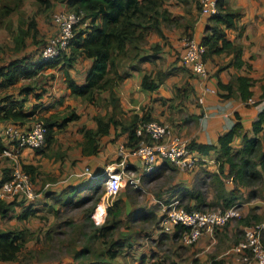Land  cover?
<instances>
[{"label": "trees", "instance_id": "obj_1", "mask_svg": "<svg viewBox=\"0 0 264 264\" xmlns=\"http://www.w3.org/2000/svg\"><path fill=\"white\" fill-rule=\"evenodd\" d=\"M10 1L11 0L0 1V17L13 11L8 5ZM36 1L47 7L66 2L67 10L77 13L82 16V18L79 25L75 27V35L69 46V53L64 51L57 58L44 60L42 58V51L44 48L38 47L37 50H32V53L23 54V46L25 45V39L28 33L21 31V43L15 46L14 56L9 57V60L0 58V125H4L5 127L13 125L20 130L32 127L37 121V112L42 104H34L31 109H26V104L31 95L37 100H43L46 89L42 88V91H38V87L29 85L20 90L19 95L22 97L21 99H18L15 94H2L12 84L19 81L21 77L34 80L43 67L62 66L66 76L67 88L70 90L72 96L97 105V101L102 94H109L107 105L112 109L106 114H97L94 116L97 122V127L95 129L86 127L81 129L84 135V141L81 144L83 154L86 156L99 154L101 151L102 139L111 132L112 128L116 129L118 125H121V131L127 136L125 146L128 149L134 150L143 139V136H139L137 133L138 127L152 121V118L146 114L142 117L139 115H131L125 118L121 107V101L116 94V88L120 86L121 82L128 75L121 71L122 66L128 64L130 70H137L138 68L133 64L136 60L149 62L156 57L155 54L142 55L144 44L147 42L150 32L156 31L160 37L166 39L162 26L165 24L166 26H170L173 23H179L169 12L166 5L167 0ZM181 3H183V0ZM217 8V13L209 17V24L200 42L205 48V52L203 53L204 61L207 63L213 59L214 55L227 52L234 56L231 64L241 66L243 64V46L231 40L227 34V30L240 29L239 20L242 17V12L230 9L226 0H218ZM198 11L201 12L200 5H198ZM185 26L184 40L194 39L193 31H190V29H192L191 26H188V24ZM34 28L36 29V24L35 22H31L30 29ZM241 32H243V28ZM184 48L182 55L179 54L180 57H178V60H180L181 65L185 69L191 72L190 68L183 64ZM160 50V45L153 48V52L157 54ZM79 59L92 60V65L87 72L86 82L82 85L78 84L70 74V70ZM223 69L222 67L219 68V70L215 72V75L218 76L219 72ZM192 75L196 77L193 73ZM166 77L167 73L162 71L157 72L155 75L145 74L142 79V87L148 91H156L164 83ZM189 85V82H185L180 88L175 87V93L180 96L182 91L186 92V90L190 89ZM252 85L253 80L247 76H238L228 84L223 83L221 80L218 81L219 90L225 91V94L221 95V97L230 98L237 95L244 102H247L253 97V92L251 91ZM235 86H237V89H235ZM107 105L104 106L108 108ZM78 118V114L73 111L62 119L55 114L49 117H42L40 121L43 120L47 127L46 145H52L56 140L57 132L63 131L69 123ZM2 129H0V155L7 147L6 138L2 136L1 133ZM252 131L253 135L250 136L247 132H244L243 125L237 122L228 132L219 137L217 145L202 144L192 140L189 143L191 149L202 154H210L213 151H216L218 154L216 156L218 169L210 176L212 179L211 186H213L215 191L214 195L212 199L208 200L209 194L202 190V188L191 190L185 185L178 184L172 196H178L183 204L185 200H189L190 202L192 198L196 199L194 205H191V203L184 204L189 210H206L207 208L224 210L235 205L239 206L244 198L252 201L253 199L263 196L264 106L259 112L257 120L252 124ZM237 137L243 138V146L241 149L235 150L233 143ZM41 148L36 149V151L41 152ZM23 168L35 182V177L39 175L37 168L33 165L26 164H23ZM169 168L170 166L165 163V165L160 166L158 169L156 168L150 175L148 174L149 176H146V178L149 179V177L154 174L160 177L162 173ZM225 170L228 172L226 175ZM11 171L10 168L4 171V176L0 180V188L1 185L10 178ZM94 177L91 179V183L83 184V189L92 190L98 195L101 190L100 186L105 184V177L100 174H96ZM227 180L232 183V186H228ZM70 190L71 192H68L65 198V201L68 202H70L71 197L79 191V187H72ZM243 190H248V192L246 191L245 193ZM46 195L49 196V194ZM32 204L31 201L19 195L12 201L0 200V214L8 215L13 212L16 207H21L22 212L19 217L23 220H28L36 214V210L32 207ZM116 205H118V202H116ZM108 215H113L114 218L111 217L113 223L98 227L95 230L96 232L91 234L87 239L85 253H87L91 259L99 260L101 257H105V255L108 254L109 257L114 260L119 256L120 250L129 245L127 238H120L116 241L113 240L112 242L102 243L105 246V250L100 254L95 253L91 249V242L93 240H99L101 239L100 237L108 239L109 236L115 235L120 228V223L122 221L120 210L115 213L113 207H110L108 208ZM129 215V219L134 223L140 221L153 223L157 219L155 212L149 211L146 213L142 208L132 210ZM251 218H256V216L250 215L247 218L241 219V223L249 226ZM259 222L263 223L261 221ZM227 226H230V222L226 227ZM186 230V227L178 226L173 234L161 232V235L164 239H173V241L177 243L178 240L181 241V236ZM26 240L27 235L25 230H10L4 232L0 229V263L17 261L22 254ZM174 242H172V245L175 244ZM185 246L186 245L182 247L185 248ZM32 253L33 252H31V254ZM212 263L223 264V261L213 260Z\"/></svg>", "mask_w": 264, "mask_h": 264}, {"label": "crops", "instance_id": "obj_2", "mask_svg": "<svg viewBox=\"0 0 264 264\" xmlns=\"http://www.w3.org/2000/svg\"><path fill=\"white\" fill-rule=\"evenodd\" d=\"M187 2L188 3H181L180 0H171L168 4V0L166 1V5L169 12L172 14L173 18H175L176 21H178L179 23L178 24L176 23L177 25H175V27H173L172 29L170 28L175 23H173L170 26H166V24L162 26L165 38L167 40L166 42H164L163 40L165 39L160 37L158 34L154 33L153 31L150 32L147 38L149 44H154L152 43L151 38L154 41H156L155 43H157V40L158 41L161 40V42L158 43V45H160L161 47V50L157 55L158 58H153V60L149 62L136 60L133 64L135 65V67L138 68L137 70H130L128 64L126 66H122L121 71H123L128 75L121 82L120 86L116 88V94L121 101L123 115L125 118H128L131 115H139L140 117H142L144 114H146L147 116H150L154 121L156 118L157 119L156 121L168 124L171 127L174 134L178 136L181 135V137L188 140L189 143L192 140H195L197 143L217 145L219 137L224 133L228 132L232 128V126L237 122H240L243 125L244 132H247L250 136H252L253 135L252 124L255 120H257L259 112L262 110V107L264 105L262 106L249 105L247 104V102L241 100L237 95H234L233 97L230 98L221 97V95L225 94V91L223 92L222 90L221 91L219 90L218 81L221 80L223 83L228 84L238 76L250 77L253 80V85L251 87V91L253 92V97L258 102L264 100V0H226L227 5L230 9L239 10L242 12V17L239 20L240 29L227 30V34L231 40L236 41L243 46V54H242L243 64L241 66H236L235 64H231V62L234 59V56L232 54H228L227 52H224L220 55H214L213 59L207 62V66L211 72V79L209 81V86L217 90L216 94L215 93L204 94L197 78L193 77L192 73L188 71V69H185L181 65L180 60H178V57H180L179 54L182 55L183 48L185 45V40H184L185 38L184 29L186 27L185 25L188 24V26H191L192 29H190V31L191 32L193 31L194 39L200 43L202 37L205 35L207 25L209 24V18L203 16L201 12L198 11V7L192 4L193 0H187ZM62 5L64 6L62 10H67L66 2H62L60 6ZM187 8H188V12L186 10ZM185 20H190L191 22L185 24ZM242 28H243V32H241ZM148 45H146L145 48H143L142 55H151L150 54L151 51L146 49ZM11 56H14V52L12 55H7L6 57H2V58L6 60ZM162 57L163 58L167 57L168 59V61H166L162 66L163 69L160 70L162 72L167 73V77L165 78L164 83L156 91H148L143 89L142 79L144 75L145 74L155 75L157 72H159L157 71V68L160 64V60ZM91 65H92L91 59L78 60L75 63L74 67L70 70L71 76L75 79V81L78 84L82 85L86 82L87 72L90 69ZM167 66L174 68L175 70L173 71L165 70ZM221 67L224 69L219 72L218 76H216L215 72L218 71L219 68ZM51 69H53L51 74L54 73L56 78L53 83L48 76L44 75L45 73H47L46 71ZM77 72L79 73L82 72L83 76H79ZM64 73L65 72L62 66L43 67L39 75L37 76L39 80L36 83V87L37 84H40L42 87H38L37 89L38 91H42V88L46 89V92L43 97L44 99L40 101L35 99L34 96L31 95L29 96V101L26 104V109H31V107L34 104H42L41 108H39L37 112V116L41 112H46L50 108H54L55 106L56 108L58 106V110H59L60 107L66 108L68 105H70L73 109L71 110V112L73 111L77 113L79 116L78 119L73 120L71 123H69L68 126L63 131L57 132L56 134L55 142L57 141V144L55 146L59 147L58 141L59 138H62V143L65 144L66 147H68L66 148V150L72 153L70 156L74 160V162L70 165L71 168L69 170L70 175L67 176L66 180L63 181V184L62 183L59 184L60 186H58L56 189L58 191L60 190V192L63 191V189H67V187L69 190L70 188L72 189V187H78L82 184L91 183V179L96 174L99 175V173L103 171V169H106L103 166L101 167V169L99 168L93 169L91 170V172H93L92 173L93 177L91 178L89 177L90 179L88 178L89 179L87 180L88 183L85 181L80 182L79 177L82 176V174L81 175L79 174V169H82L83 168L82 166L85 165V163L90 159L93 161L95 157H99L102 163L107 162L106 160L109 159L108 162L111 163L110 165L116 164L119 160L118 159L119 147L121 144H125V142L127 141L126 134L121 131L122 128L121 125H118L116 129L112 128L111 132L102 139L101 151L99 152V154L93 156H86L83 154L81 144L84 141V135L81 132V129L84 127L89 129H95L97 127V122L95 121L94 116L97 114H106L108 111L112 109L110 106L107 105L109 101V94L108 93L102 94V97L105 99V103L108 106V108L102 107V105L100 104L94 105L88 102H84L86 103L84 105L80 104L77 102V100L73 99L74 96L71 95L70 90L67 88L66 76ZM187 73H189L187 76L182 75ZM29 81H33V80L21 77L19 81L12 84L2 95H5L7 93L15 94V96L18 99H21L22 97L19 95L20 90L29 85L33 86L32 83L25 84ZM41 82H43V85ZM58 82L60 83V86L57 85ZM185 82L190 83L189 85L190 89L186 90V92L182 91V94L178 96L175 93L174 88L175 87L180 88ZM60 87L61 89H58ZM235 89H237V86H235ZM200 98L203 99V102L199 101ZM32 99L33 101H35V103H33ZM71 100L72 102H70ZM73 100L75 101V104H73L74 103ZM29 104H31V106H29ZM71 107H67V108L71 109ZM67 108L64 110H67ZM4 127H5L4 125H0V129ZM61 132L63 133L60 136L59 134ZM242 146H243V138L237 137L233 143L234 149L235 150L241 149ZM31 152H34V150L31 149L25 150L23 154V163L25 161L24 164L26 165L27 164L35 165L39 173V175L35 177L36 178L35 181L41 183L43 178H47L45 173H48L49 171L46 172L47 170H45L46 169L45 166L39 167L40 165L35 163L36 157L31 155ZM193 152L199 159V167L196 172L192 171L193 173L189 172V174L187 175L181 174L182 177H185L187 179L185 181L183 180L181 181L185 183L184 185L190 188L191 190L202 188V190H204L209 194L208 200H210L212 199L215 192L213 186H211L212 179L210 176L213 172L217 171L218 169L216 162V156L218 154L216 151H213L210 154H202L195 150H193ZM65 160L66 158L64 159V161ZM55 161L56 159L54 158L51 162L54 164ZM165 163H167V165L172 168L175 167L172 164H170L168 161L163 160V162H161L157 166V169L160 166L165 165ZM139 165L141 166V164ZM53 169L55 168H52V170ZM63 169L66 171L68 168L63 167ZM169 170H171V168L167 169L166 171ZM76 171L78 173H76ZM164 173H162V175H164ZM227 173H228L227 170H225V175ZM3 176L4 174L1 175L0 180L2 179ZM154 176L155 175L150 176V178ZM68 178L69 180L67 181ZM72 179L74 180L71 181ZM227 184L229 187L232 186V183L228 180H227ZM46 188L47 185L45 187V190ZM52 188L46 191L47 192L46 194L53 192L51 191ZM104 188H105V184H104ZM208 188H211L209 189L211 192L208 191ZM243 191L245 193L246 191L248 192V190H243ZM42 194L43 192H41V195ZM46 194H44V197L50 198V196ZM173 198L174 197L172 196V194L169 196L165 195L160 198H157L155 202L158 208L160 209L158 203L159 201H169ZM38 199L32 202L33 203L32 207L36 210V214L34 216L38 215L40 210H42L40 208L37 209ZM77 203L78 202H76V204ZM187 203H191V205H194L196 203V199L192 198L190 202L189 200H185L184 204ZM19 208H20V212H22L21 211L22 208L21 207ZM20 214L18 215L17 220L25 221L19 217ZM0 216L6 217L7 215L0 214ZM103 217H101V219ZM0 228L4 232L14 230L8 228L6 229L4 227H0ZM228 228H230L229 231L233 232V228H231L230 226ZM228 228H226L225 231H227ZM50 234L51 232H48V236H50ZM26 235H27V231H26ZM225 236L227 237V234H225ZM51 239H53V237H51ZM158 239H161V242L164 239L161 233L160 235H158ZM85 248L80 249L79 252H81L80 255L82 256L87 255L88 257V254L85 253ZM185 248L190 253V256L186 257L183 253L179 252L180 250H177V248L176 250H174L173 254L176 256V259L178 260L177 262H175V260H171V261L167 260V262H165L164 260H162L161 254L157 252V258L161 259L158 264H182L184 261H188L191 264H194V262L196 261V257H194L195 250L187 246H185ZM91 249L96 253V249H94V247H91ZM213 260H221V259L219 258V255H217L214 256L213 259L210 262H207L206 264H213L212 263ZM35 261L36 263L38 262L37 259H35ZM74 261H77V259H74ZM139 261H140L139 264H144L145 260H143V257H141ZM222 261L223 264H226L225 260ZM15 262L16 261L2 262L0 264H14ZM199 262L204 263L203 260ZM93 263L94 262L88 261V263L86 262L83 264H93Z\"/></svg>", "mask_w": 264, "mask_h": 264}, {"label": "rangeland", "instance_id": "obj_3", "mask_svg": "<svg viewBox=\"0 0 264 264\" xmlns=\"http://www.w3.org/2000/svg\"><path fill=\"white\" fill-rule=\"evenodd\" d=\"M170 1L171 0H168V4ZM183 3L188 2L183 0ZM61 4L62 3H59L58 5L57 3L52 7H47L44 4L38 3L36 0H11L8 2V5L13 11L0 17V58L13 54L16 49L15 46L21 43L22 32L28 33L25 39V45L23 46V53L29 54L32 53V50H37L38 47L44 48L52 38L59 34V28L54 21V16L64 8L63 5L60 6ZM192 4L198 7V5H200V0H193ZM188 8L186 9L187 12ZM31 22H35L36 29H30ZM189 22L191 21L185 20V24ZM175 25L177 24H174L170 29L175 27ZM153 32L157 34L156 31ZM151 41L154 44H149L147 41L144 44V48L149 44L146 49L151 51L150 54H155V58H158V54L152 50L161 42V40H157V43H155L156 41L151 38ZM163 41L166 42L167 40L165 39ZM69 52L70 48L67 50V53ZM166 61H168L167 57L161 58L157 71L163 69L162 66ZM165 70L173 71L175 69L167 66ZM52 71L53 69L48 70L46 72L49 74L45 73L44 75L48 76L53 83L56 78L54 73L51 74ZM77 73L79 76H83L82 72ZM188 74L189 73L182 75L187 76ZM38 80L37 77V79L25 84L32 83V85L36 87ZM43 82H41L42 85ZM57 85L60 86V83L58 82ZM37 87L42 86L37 84ZM58 89H61V87ZM73 99L77 100L80 104H86L81 98L79 99L82 101L74 97ZM74 100L73 104H75ZM70 102H72V100ZM33 103H35V101H33ZM97 103L102 105V107H105L104 105H106L105 99L102 96ZM29 106H31V104H29ZM67 107L71 106L68 105ZM66 108L60 107L58 110V106L57 108L55 106L46 112H41L37 116V121H40L42 117H49L52 114L58 115L59 118L62 119L68 116L71 110H73L72 107L71 109L67 108V110H64ZM156 120L157 119L155 118V121ZM62 133L63 132L59 135L61 136ZM58 143L59 147L55 146L57 144L56 141L50 146H47L45 143L41 148V152H37L36 150L31 152V155L36 157L35 163L40 165L39 167L45 166V170H47L46 172L49 171L48 173H45L47 178H43L41 183L33 181L37 191L43 192L40 196L41 198L39 197L37 201V209H42L39 214L31 217L29 220L18 221L17 218L21 212L20 208L16 207V209L6 217L0 216V227L27 231L26 245L20 258L14 264H83L86 262L88 263V261L94 262L93 264H139L141 257L145 260L144 264H158L161 259L157 258V252L161 254L162 260L165 262H167V260H175V262H177L178 260L173 254L176 247L180 250L179 252L183 253L186 257L190 256L188 250L186 248L183 249L182 246H184V244L182 241L178 240L177 243H175L173 239H163L161 242V239H158V235L161 233V212L155 201L162 196L173 194L178 184H185L181 180H187L185 177H182L181 174H189V172L185 174L182 172L180 173L175 167H170L171 170L166 171L160 178H157V175L154 174V177H149L148 179L143 177L142 172L140 171L127 172L125 175L126 183L124 187L115 198H110L111 205L108 207H113L115 213L120 210L122 220L120 228L115 235L109 236L108 239L100 237L101 239L99 240H93L91 242V247H94L96 253L100 254L105 250V246L103 245L104 242L108 243L120 238H127L129 245H127L126 248L121 249L119 256L114 260H112L108 254H106L105 257H101L99 260L89 259L91 257H87V255H80L81 252L79 251L80 249L85 248L89 236L95 233V230L98 227L109 223L112 224L111 217H114L113 215H108V209H106V215L104 216V207L102 206V203L104 202V196L106 194V185L104 188L103 184L100 186L101 190L98 195L92 190L83 189L82 184L78 186L79 191L71 197L70 203L65 202L66 194L71 192V190H68V187L61 192L56 189L60 186L59 184H63V181L70 175V165L74 160L70 156L72 153L66 150L68 147L62 143V138H59ZM54 158L56 161L53 164L51 161ZM65 158L66 160L64 161ZM106 161L107 162L102 163L99 157H95L93 161L91 159L87 161L85 165L82 166L83 168L79 169V174H82V176L79 177L80 182L85 181L88 183L87 180L91 178L87 169L91 171L96 168L101 169L102 166L105 168L110 166L111 163L108 162L109 159ZM10 164L11 161L9 159H0V178L1 175L4 174V171L9 169ZM61 166L68 169L65 171ZM52 168L55 169L52 170ZM197 169L193 172H196ZM104 171L105 169L99 174L103 176ZM76 173L78 172L76 171ZM68 180L69 178L67 181ZM73 180L74 179L71 181ZM105 180H107L106 177L104 181ZM46 185L47 188L45 190ZM51 188V191L53 192L49 193L50 198L44 197V194L47 193L46 191ZM209 189L211 188H208V191L211 192ZM76 202L78 203L76 204ZM116 202H118V205H116ZM98 207L101 208L98 209ZM138 208H142L146 213L149 211L155 212L157 215L156 221L153 223L142 221L138 223L131 222L129 214L132 210ZM239 208L241 213L240 218L235 219L230 223L233 232L229 231L230 228L225 231L228 226H224L215 234L204 236L199 242L190 247L195 250L194 257H196V261L194 264H206L217 255H219L221 260H225L226 264H242V256L235 253L234 248L244 238V230L247 227L260 223L259 221L264 223V195L253 201L244 198L240 202ZM211 209L213 208H207L206 210ZM250 215L256 216V218L250 219L249 226L241 223V219L247 218ZM101 217L103 218L101 219ZM48 232H51L50 236H48ZM225 234H227V237ZM51 237H53V239H51ZM172 242L175 244L172 245ZM30 252L33 253L30 254ZM73 258L77 259V261H74ZM35 259L38 260L37 263ZM201 260H203L204 263H200L199 261ZM182 264L191 263L184 261Z\"/></svg>", "mask_w": 264, "mask_h": 264}, {"label": "built area", "instance_id": "obj_4", "mask_svg": "<svg viewBox=\"0 0 264 264\" xmlns=\"http://www.w3.org/2000/svg\"><path fill=\"white\" fill-rule=\"evenodd\" d=\"M218 0H200L201 14L210 17L217 13ZM82 16L68 10H61L54 16V21L59 28V34L52 38L42 51V58L50 60L59 57L69 49L75 35V27ZM183 64L188 66L197 77L199 84L206 93H217V90L209 86L211 72L204 61L205 48L195 39L185 41ZM203 102V99H199ZM247 103L257 106L264 105V100L258 102L250 98ZM6 138L7 147L0 158L11 161V176L0 188V200L12 201L17 195L26 200L36 201L41 192H38L31 176L23 168V154L25 150H36L44 146L47 127L43 121H36L28 129H19L9 125L1 130ZM139 136H143L138 146L128 149L121 144L118 150V162L108 166L104 171L106 194L102 205L105 210L111 205V199L115 198L126 183L127 172H142V176L153 173L163 160L169 161L180 172H192L199 166V159L189 147V141L173 133L168 124L159 121H149L138 127ZM141 164V166L139 165ZM140 166V168H139ZM93 177V172L87 169ZM161 210V232L173 234L178 226L187 230L181 236V241L186 246H193L206 235H213L217 230L226 226L229 222L240 218L238 205L227 209L189 210L178 197L169 201H159ZM99 208V207H98ZM264 223L255 224L245 229L244 240L234 251L242 256V264H264Z\"/></svg>", "mask_w": 264, "mask_h": 264}, {"label": "bare ground", "instance_id": "obj_5", "mask_svg": "<svg viewBox=\"0 0 264 264\" xmlns=\"http://www.w3.org/2000/svg\"><path fill=\"white\" fill-rule=\"evenodd\" d=\"M103 206V205H102ZM104 207V206H103ZM101 207H99L98 209H100ZM105 213H106V210H105V207H104V215H105ZM99 216V215H98ZM98 219H100V218H98Z\"/></svg>", "mask_w": 264, "mask_h": 264}]
</instances>
